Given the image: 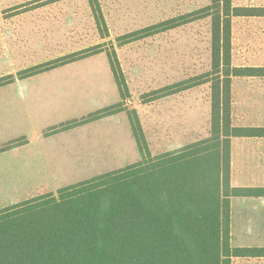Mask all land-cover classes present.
Returning a JSON list of instances; mask_svg holds the SVG:
<instances>
[{
	"label": "rangeland",
	"instance_id": "obj_1",
	"mask_svg": "<svg viewBox=\"0 0 264 264\" xmlns=\"http://www.w3.org/2000/svg\"><path fill=\"white\" fill-rule=\"evenodd\" d=\"M210 3L211 0H0V84H4L0 88L25 87L28 93H34L41 91L39 88L64 87L69 95L86 99L82 106L89 113L78 119L72 118L71 103L55 105L60 107L55 117L43 120L60 124L47 129V133L54 134L57 128L74 131L83 124L95 125L110 116L96 119L97 114L110 110L111 115L120 116L119 122H129L133 134L131 146L127 134L122 133L120 140L129 158L111 159L107 152L101 153V148L107 145L102 144L107 136L112 138V127L85 125L88 130L76 138L78 143L83 142L84 159L72 158L71 152L65 159L53 158L47 161L52 167L45 176L29 173L31 170L24 167L27 161L22 159H0V210L138 163L142 157L135 133L153 156L210 137L212 85L204 82L212 67V20L208 17L174 26ZM169 25L173 28L167 29ZM77 54L84 58L60 65V60ZM111 60L117 71H122L121 99L96 109L102 81L78 77L91 72L113 75ZM232 64L264 68V18L234 19ZM31 78L28 84L23 83ZM198 83L203 84L192 87ZM232 92L233 124L264 127V77L236 78ZM8 99L3 104L10 106H0L11 112H16L12 108L18 105L31 106L18 101L19 97L12 93ZM46 107L51 112L53 105ZM91 117L94 118L89 120ZM66 137L64 143L70 149L76 139ZM26 142L19 138L0 145V149ZM233 163L239 185L264 188V138L238 141ZM238 264H264V259L241 260Z\"/></svg>",
	"mask_w": 264,
	"mask_h": 264
},
{
	"label": "trees",
	"instance_id": "obj_2",
	"mask_svg": "<svg viewBox=\"0 0 264 264\" xmlns=\"http://www.w3.org/2000/svg\"><path fill=\"white\" fill-rule=\"evenodd\" d=\"M208 17L211 136L153 156L135 133L138 163L0 210V264H233L264 257V248L231 245V199L264 197V188L231 184L233 139L264 138V127L233 124V80L263 78L264 68L233 66L232 27L235 18H264V8L211 0L174 26ZM83 58L70 55L60 65ZM110 63L122 90V71Z\"/></svg>",
	"mask_w": 264,
	"mask_h": 264
},
{
	"label": "crops",
	"instance_id": "obj_3",
	"mask_svg": "<svg viewBox=\"0 0 264 264\" xmlns=\"http://www.w3.org/2000/svg\"><path fill=\"white\" fill-rule=\"evenodd\" d=\"M233 2L236 7L264 8V0H233ZM78 79L102 81L98 87L101 90L98 91L99 100H97L96 109H103L120 102V90L114 75L111 73L91 72L79 75ZM32 80L31 78L23 83L28 84ZM82 85L85 86L83 83ZM39 89L41 91L28 93L25 87L0 88V95L2 96L0 98V105H7L3 103L10 101L8 96L11 93L19 97L18 101L31 103L30 107L26 105L24 107L11 105L17 106L12 108L16 112L9 111L6 106H0V145H6L19 138H25L27 141L22 146L0 149V159H22L27 161L24 167L27 170H31L29 173L45 176L48 173L46 171H49L52 167V164H49L47 161L53 158L59 160L65 159L68 153L71 152L74 154L72 158L76 160L84 159L83 142L78 143L76 138L82 136L85 130H88L85 128V125H88L90 128L99 125L111 126L112 138L109 139V136H107V139H104L105 142H102V144L105 145L106 143L107 145L105 148H101V153L107 152L110 154L109 158L111 159L125 160L129 158L127 157L126 149L122 148L123 144L120 140L122 133L127 134V141L129 146H131L133 140L131 127L129 122H119L121 118L115 114L96 121L95 125L90 123L83 124L74 129V131H64L57 128L54 134L47 133V129L60 124L58 121L51 124L43 120V118L50 119L47 118L50 115L55 117L54 112H58L60 108L55 105L71 103L70 112L72 113V118L76 119L83 117L84 114L89 112H85L82 106L83 100L86 99L83 97L77 99L76 95H69L64 87L58 90L51 88H47L46 90L44 88ZM68 96H70L69 99L64 98ZM49 105H53L51 112H47L49 109L46 106ZM31 111H34V113H31ZM65 136H67L66 138L75 136L76 141L70 145V149H67L64 143L66 140ZM247 139L259 140L260 138H235L232 141L231 184L234 188H249L238 184L239 182L236 180L237 173L233 163L236 143L240 142V140L246 141ZM51 146L53 147L51 148ZM90 158H93V156ZM124 167L126 165L119 168ZM262 225H264V197H238L231 199V245L233 248H264V226ZM257 259H264V257L234 258L233 264H238L241 260L246 262Z\"/></svg>",
	"mask_w": 264,
	"mask_h": 264
}]
</instances>
